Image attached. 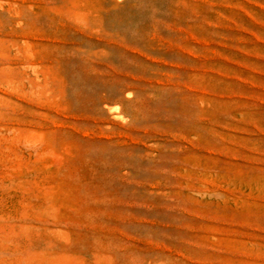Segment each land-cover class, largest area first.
<instances>
[{"label": "rangeland", "instance_id": "1", "mask_svg": "<svg viewBox=\"0 0 264 264\" xmlns=\"http://www.w3.org/2000/svg\"><path fill=\"white\" fill-rule=\"evenodd\" d=\"M0 264H264V0H0Z\"/></svg>", "mask_w": 264, "mask_h": 264}]
</instances>
